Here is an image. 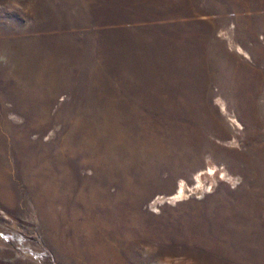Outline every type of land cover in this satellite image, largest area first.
<instances>
[{"label":"rangeland","instance_id":"374dc122","mask_svg":"<svg viewBox=\"0 0 264 264\" xmlns=\"http://www.w3.org/2000/svg\"><path fill=\"white\" fill-rule=\"evenodd\" d=\"M0 264H264V0H0Z\"/></svg>","mask_w":264,"mask_h":264},{"label":"bare ground","instance_id":"6f19581e","mask_svg":"<svg viewBox=\"0 0 264 264\" xmlns=\"http://www.w3.org/2000/svg\"><path fill=\"white\" fill-rule=\"evenodd\" d=\"M111 129L115 130V127L111 126Z\"/></svg>","mask_w":264,"mask_h":264}]
</instances>
